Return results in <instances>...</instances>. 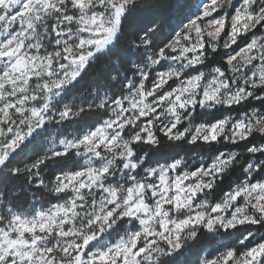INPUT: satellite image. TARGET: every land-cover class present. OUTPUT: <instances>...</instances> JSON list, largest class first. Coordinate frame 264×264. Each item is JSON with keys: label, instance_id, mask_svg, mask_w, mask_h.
Wrapping results in <instances>:
<instances>
[{"label": "snow or ice", "instance_id": "obj_1", "mask_svg": "<svg viewBox=\"0 0 264 264\" xmlns=\"http://www.w3.org/2000/svg\"><path fill=\"white\" fill-rule=\"evenodd\" d=\"M0 264H264V0H0Z\"/></svg>", "mask_w": 264, "mask_h": 264}, {"label": "trees", "instance_id": "obj_2", "mask_svg": "<svg viewBox=\"0 0 264 264\" xmlns=\"http://www.w3.org/2000/svg\"><path fill=\"white\" fill-rule=\"evenodd\" d=\"M193 150H194V149L186 148L184 152H181V155H184L185 153H187V154L190 155V154H191V151H193ZM169 154H170V153H169V150L164 149V150H162L160 153H157L156 156H157V158H159V157L167 156V155H169Z\"/></svg>", "mask_w": 264, "mask_h": 264}]
</instances>
